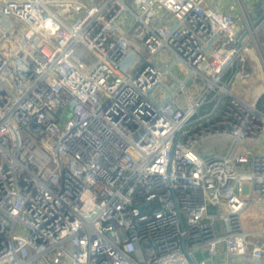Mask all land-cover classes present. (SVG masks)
I'll use <instances>...</instances> for the list:
<instances>
[{"label":"built area","instance_id":"1","mask_svg":"<svg viewBox=\"0 0 264 264\" xmlns=\"http://www.w3.org/2000/svg\"><path fill=\"white\" fill-rule=\"evenodd\" d=\"M234 1L0 0V264H264V18Z\"/></svg>","mask_w":264,"mask_h":264},{"label":"rangeland","instance_id":"2","mask_svg":"<svg viewBox=\"0 0 264 264\" xmlns=\"http://www.w3.org/2000/svg\"><path fill=\"white\" fill-rule=\"evenodd\" d=\"M214 1H216L220 4L222 3L221 0H214ZM240 1L244 4L245 9L248 12H250V10H252L250 6H253V4H254L253 7H255V9H254L255 11L259 12V10H261L260 9L261 8L260 0H240ZM230 3L233 7L232 11L237 14L236 17L234 16L237 20L239 18V15H238V9L236 6V2L234 0H232V1H230ZM252 12L253 11H251L250 13H252ZM124 16L131 19V15L129 14L128 11L124 12ZM156 60L159 62H166V63H170V62L174 61L173 58L171 57V55H169L166 52H163L160 56H157ZM252 69H254L253 66H252ZM172 73H173V76L175 77L176 81L184 82L185 79L189 75H191V68L186 67V69L183 72L181 64L176 62L172 68ZM251 73L253 75V72H251ZM249 81H247V83L242 84L240 86V88L238 90V94L241 97H243L244 99H246L248 102L251 103V102H254L256 100V98L261 95V92L264 89V85L261 88H258V90H257L258 94L254 95L255 93H254L252 84H250ZM257 106L259 107L260 110L264 111V94H262V96L258 98ZM232 143H233V140L230 138L213 137V138L203 142L201 145H199L198 149H199V152L202 153L203 155H206V154H224ZM216 262H219L218 264H224L223 261H216ZM205 263L211 264L212 261L210 259L206 258Z\"/></svg>","mask_w":264,"mask_h":264},{"label":"crops","instance_id":"3","mask_svg":"<svg viewBox=\"0 0 264 264\" xmlns=\"http://www.w3.org/2000/svg\"><path fill=\"white\" fill-rule=\"evenodd\" d=\"M209 1L214 6H216L219 10L224 11V12H228V13L232 14L235 17L237 16V14L232 11L233 7H232V5L230 3V1H232V0H221V2H222L221 4L216 2V1H214V0H209ZM260 4H261V8H260L261 10H259V12L254 10L255 9V7H253L254 4H253V6H250L251 9H252V10H250V12L253 11L252 14H254V15H259V14L262 15L263 6H262V3H261V0H260ZM249 70H250V72H253V75L251 73V79H250L249 82H250V84H252V87H253V90H254V93H255L254 95H257L258 94L257 93L258 88H261L264 85L263 84L264 83V77H263L261 71L257 67H254V69H252L251 64L249 66Z\"/></svg>","mask_w":264,"mask_h":264},{"label":"water","instance_id":"4","mask_svg":"<svg viewBox=\"0 0 264 264\" xmlns=\"http://www.w3.org/2000/svg\"><path fill=\"white\" fill-rule=\"evenodd\" d=\"M261 3H262V6H263V13L262 15L258 18L257 22H260L263 18H264V0H261ZM248 34V32H244L243 35H242V39ZM242 39L240 40V43L242 41ZM185 252L187 253V251L185 250Z\"/></svg>","mask_w":264,"mask_h":264},{"label":"trees","instance_id":"5","mask_svg":"<svg viewBox=\"0 0 264 264\" xmlns=\"http://www.w3.org/2000/svg\"><path fill=\"white\" fill-rule=\"evenodd\" d=\"M262 40L264 41V37L262 38Z\"/></svg>","mask_w":264,"mask_h":264}]
</instances>
